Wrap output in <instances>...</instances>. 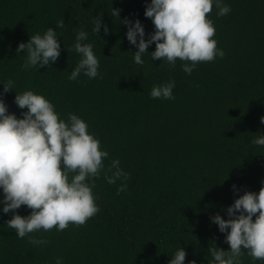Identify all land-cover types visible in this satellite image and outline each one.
Returning <instances> with one entry per match:
<instances>
[{
  "label": "trees",
  "instance_id": "trees-1",
  "mask_svg": "<svg viewBox=\"0 0 264 264\" xmlns=\"http://www.w3.org/2000/svg\"><path fill=\"white\" fill-rule=\"evenodd\" d=\"M146 2L0 0V83L12 82L7 92L0 84V93L8 111L20 118L26 110L15 104V92L42 94L61 119L70 112L84 119L109 154L93 177L99 210L84 224L17 237L6 223L12 210L0 211V264H55L57 257L63 264H168L179 247L186 250L183 264H209V248L229 249L226 233L210 217L228 219L227 206L244 191L258 192L264 180V145L252 143L264 135V0H224L231 9L225 15L213 4L206 15L224 55L197 62L190 74L181 67L190 61L177 58L173 66L151 59L155 42L143 64L134 62L137 49L122 21L138 18L147 39L155 29L143 15ZM96 16L107 34L103 25L92 31ZM47 27L61 44L57 61L23 67L27 52L17 53L18 43ZM81 29L88 33L82 43H91L98 58V76L81 72L70 80L80 59L72 45ZM168 80L175 82L172 99L149 95L154 84ZM114 158L128 175L108 183ZM16 212L31 209L21 205ZM29 236L46 243L34 245ZM240 259L264 264L246 253Z\"/></svg>",
  "mask_w": 264,
  "mask_h": 264
},
{
  "label": "clouds",
  "instance_id": "clouds-1",
  "mask_svg": "<svg viewBox=\"0 0 264 264\" xmlns=\"http://www.w3.org/2000/svg\"><path fill=\"white\" fill-rule=\"evenodd\" d=\"M218 8L217 15L230 12V6L224 0H150L146 2L143 15L152 20L155 31L145 39L143 24L137 18L122 21L127 28L125 33L130 44L136 46L133 60L143 64L142 55L147 47L155 42L151 59L166 60L170 65L177 58L190 61L181 65L186 73H191L199 61H211L223 57L224 51L217 47L213 38L215 26L208 14L213 7ZM115 10V9H114ZM115 14L118 15L117 10ZM60 24H63L62 21ZM108 32L103 20L94 17L92 31L101 29ZM57 31L47 27L41 35L30 36L25 42H19L17 53L21 49L27 52L22 65H49L57 61L60 55V41ZM88 33L81 29L72 45L80 54V59L72 69L68 79L74 80L83 72L89 78L98 76L99 61L94 54L93 45L86 41ZM24 51V52H25ZM11 81L0 83L3 91L12 89ZM175 82L168 80L154 84L149 95L153 98H173ZM15 104L26 109L18 118L8 111V105L0 93V211L12 216L6 221L16 230L17 237L43 228L53 226L57 231L68 227L69 222L80 225L98 212L93 195L95 180L103 169V159L108 152L100 147V141L88 131L87 122L75 113H68L67 120L61 119L54 105L42 94L32 90L15 92ZM264 124V116L260 117ZM252 143L264 145V135H255ZM112 174L105 175L108 183L126 178L127 173L120 167L118 158L111 160ZM258 192L244 191L227 206L224 219L219 213L210 217L230 246L228 250L219 247L209 248L212 261L209 264H242L245 253L253 259H264V180ZM126 187L121 184L117 191ZM233 189L236 186L233 185ZM21 205L31 209L28 215L16 212ZM258 213V214H257ZM255 214V218L254 217ZM32 244L46 243L43 238L29 236ZM243 246L244 251H242ZM186 250L179 247L168 260V264H183ZM55 264H63L57 257ZM188 264H196L195 260Z\"/></svg>",
  "mask_w": 264,
  "mask_h": 264
}]
</instances>
